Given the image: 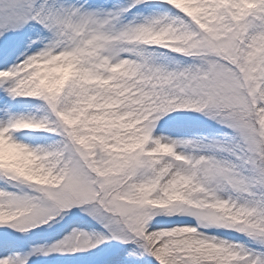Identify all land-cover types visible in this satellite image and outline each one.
I'll list each match as a JSON object with an SVG mask.
<instances>
[{
  "label": "snow or ice",
  "instance_id": "6c2138e0",
  "mask_svg": "<svg viewBox=\"0 0 264 264\" xmlns=\"http://www.w3.org/2000/svg\"><path fill=\"white\" fill-rule=\"evenodd\" d=\"M41 259L264 264V0H0V264Z\"/></svg>",
  "mask_w": 264,
  "mask_h": 264
},
{
  "label": "rangeland",
  "instance_id": "374dc122",
  "mask_svg": "<svg viewBox=\"0 0 264 264\" xmlns=\"http://www.w3.org/2000/svg\"><path fill=\"white\" fill-rule=\"evenodd\" d=\"M45 231H49L47 228L44 229ZM50 231H56V228L51 229ZM103 247V246H102ZM93 256L99 255V253H93ZM37 264H56V261L50 260V259H41L37 261ZM61 264H77V262L74 261H63Z\"/></svg>",
  "mask_w": 264,
  "mask_h": 264
}]
</instances>
